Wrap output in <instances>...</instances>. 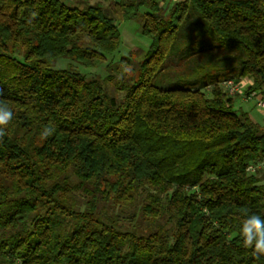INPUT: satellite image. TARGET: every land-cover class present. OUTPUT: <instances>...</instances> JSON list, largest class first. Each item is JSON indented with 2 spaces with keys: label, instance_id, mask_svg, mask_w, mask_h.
I'll use <instances>...</instances> for the list:
<instances>
[{
  "label": "trees",
  "instance_id": "trees-1",
  "mask_svg": "<svg viewBox=\"0 0 264 264\" xmlns=\"http://www.w3.org/2000/svg\"><path fill=\"white\" fill-rule=\"evenodd\" d=\"M73 1L0 0V264H264V125L224 86L264 98V0Z\"/></svg>",
  "mask_w": 264,
  "mask_h": 264
},
{
  "label": "rangeland",
  "instance_id": "rangeland-1",
  "mask_svg": "<svg viewBox=\"0 0 264 264\" xmlns=\"http://www.w3.org/2000/svg\"><path fill=\"white\" fill-rule=\"evenodd\" d=\"M63 3H65L68 6H77V4L75 3V1L73 0H61ZM92 3L94 2H98V1H104V0H91ZM162 4L165 5L168 1L167 0H161ZM174 3V2H173ZM119 26V31L121 34V45L119 47V50L117 51V53L115 54L114 58L116 60H119L122 57H134V59L136 61H142L147 49L149 47V41L144 38L141 35V27H142V19L139 16L138 18L128 21V22H120L118 24ZM133 48L135 49V51H137L138 49H140V51L138 53H134L135 51H133ZM68 63H70L69 60L67 59H59L56 62V66L58 68H65ZM176 63H177V58L175 56H168L166 58V64L169 66V69H171L172 71V75L167 76V78H165L168 81H172L174 80L176 82V84H178V80H180L181 76L180 74H178L179 72H177L176 69ZM71 64L75 65L79 70L83 71L84 73H86L90 78H94V77H104L105 73L104 72H98L97 69H86L82 66H79L73 62H71ZM209 70H204V69H199L200 71L197 72L194 77L196 79H206V75L212 74V72L214 71V73H216V69L211 67L209 68ZM213 69V70H212ZM204 70V71H203ZM178 74V75H177ZM184 76V75H183ZM243 94H242V93ZM245 89L244 86H242L240 84V93L235 95L234 98L237 99V106L239 107V103L241 104V98L242 99H247L248 96L245 93ZM262 95H258L257 98H252L251 101L249 102H242L241 104V108L243 111L248 112L251 116V118L256 121L257 123L264 125V116L261 115V109L258 106V102L260 101V98L263 100ZM239 102V103H238ZM262 108V107H261ZM264 112V110L262 111Z\"/></svg>",
  "mask_w": 264,
  "mask_h": 264
},
{
  "label": "clouds",
  "instance_id": "clouds-1",
  "mask_svg": "<svg viewBox=\"0 0 264 264\" xmlns=\"http://www.w3.org/2000/svg\"><path fill=\"white\" fill-rule=\"evenodd\" d=\"M125 72H131V67H125ZM0 105H5L2 101H0ZM13 116L12 111L7 107V110L0 109V139H2L5 135V128L8 123L11 121ZM54 132L53 127H46L42 132L43 137H47L52 135ZM253 219L247 222L246 227L241 231V236L243 239V246L245 248L252 249L253 256H264V231H262V225H264V221L260 219L259 215L252 214ZM254 245V247H253Z\"/></svg>",
  "mask_w": 264,
  "mask_h": 264
},
{
  "label": "built area",
  "instance_id": "built-area-1",
  "mask_svg": "<svg viewBox=\"0 0 264 264\" xmlns=\"http://www.w3.org/2000/svg\"><path fill=\"white\" fill-rule=\"evenodd\" d=\"M224 86H225L229 96H235V95L240 93V83H236L234 81H227L224 83ZM257 97H258V95L256 93L255 94L253 93L248 98H257ZM258 106L264 107V100H262L261 98H260V101L258 102ZM262 166H264V163L261 166H259L258 168H260Z\"/></svg>",
  "mask_w": 264,
  "mask_h": 264
},
{
  "label": "crops",
  "instance_id": "crops-1",
  "mask_svg": "<svg viewBox=\"0 0 264 264\" xmlns=\"http://www.w3.org/2000/svg\"><path fill=\"white\" fill-rule=\"evenodd\" d=\"M165 1V0H164ZM168 2L166 3L167 5H172L173 4V2L175 3V2H181V1H185V0H167ZM162 3V2H161ZM133 51H135V49L133 48ZM242 86H244V89H245V91L248 89V87L251 85V81H249L248 79H243L242 81H241V83H240ZM263 98V97H262ZM252 100V98H247V99H242L241 98V101H239V102H241V104H242V102H249V101H251ZM263 100H264V98H263ZM238 102V103H239ZM241 104L239 103V106L241 107ZM260 109H261V115L264 113V112H262L263 110H264V107H260ZM250 115V114H249ZM262 116H264V114L262 115ZM251 117V116H250ZM252 119V118H251ZM254 119V118H253ZM252 119V120H253ZM254 121V120H253ZM254 122H256V121H254ZM258 171H259V173L260 174H264V166H262V167H260V168H258Z\"/></svg>",
  "mask_w": 264,
  "mask_h": 264
}]
</instances>
